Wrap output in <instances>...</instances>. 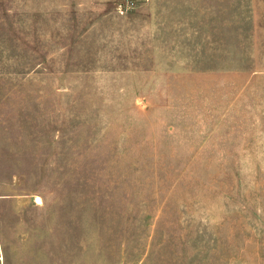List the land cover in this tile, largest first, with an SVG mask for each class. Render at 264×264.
<instances>
[{
	"label": "rangeland",
	"instance_id": "rangeland-1",
	"mask_svg": "<svg viewBox=\"0 0 264 264\" xmlns=\"http://www.w3.org/2000/svg\"><path fill=\"white\" fill-rule=\"evenodd\" d=\"M0 264H264V0H0Z\"/></svg>",
	"mask_w": 264,
	"mask_h": 264
}]
</instances>
